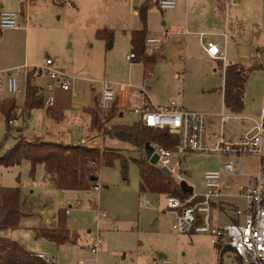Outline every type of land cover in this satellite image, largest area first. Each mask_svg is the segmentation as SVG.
<instances>
[{"label": "rangeland", "instance_id": "1", "mask_svg": "<svg viewBox=\"0 0 264 264\" xmlns=\"http://www.w3.org/2000/svg\"><path fill=\"white\" fill-rule=\"evenodd\" d=\"M221 1L225 11L218 10L219 15L222 19L227 16L228 24L224 20L218 22L215 0H190L193 7L188 25L175 30L169 29L168 32H165L169 28L168 21L163 25L168 13L160 12L155 6L149 9L147 29L154 32L161 30L152 35L162 38L163 49L157 53L160 61L151 70L152 76L149 77L147 86L153 103L163 104L182 95L178 99L179 105L186 110L212 116L213 131L217 134L226 132L227 137L237 140L253 126L251 119L259 117L263 103L264 0ZM61 2L63 3L60 5L52 0H0L1 11L19 14V30L4 31L0 35V69L25 62L44 63L48 57L54 61L55 66L63 69L58 70L76 78L73 88L77 94L73 97L71 93L57 90L61 94H58L59 98L55 96L56 93L53 95L54 108L61 110L63 107L67 111L61 110L63 118L60 121L48 120L50 117L44 106L32 111L28 118L19 119L16 126H11L13 129L5 139V123L0 114V156L14 144L16 128H22V135L28 140L38 138L41 130H47L59 134L53 138L60 144H73L81 137L90 136L93 139L87 142L88 146L116 149L127 160V172L124 178L121 161L115 160L110 166H99L98 191H61L52 174L46 172L43 165L36 167L33 176L30 175L26 160L11 168L1 167L0 189L18 188L31 208L29 214L21 219L18 228L5 231L3 235L33 254H42L54 264H77L80 259L85 264H156L155 255L162 256L158 264L164 260L170 264H217V257L208 238L200 234L179 235L173 231L176 215L166 210L164 195L139 191V171L135 160L145 159L144 150L136 151L128 143L104 137L102 132L98 131V134L96 130L89 131V120L81 108L94 104L93 98L100 87L99 84L92 85V80L114 84L143 83V66L139 63L130 64L125 60V56L132 52L129 32L135 26H141L138 16L131 14L133 8L129 5L130 0ZM226 3L229 10L226 9ZM141 4V0H135L134 8ZM101 29L113 32L111 49H107L104 41L95 37L96 31ZM199 34L206 35V40L213 36L217 38L219 34L221 40L227 39L225 49L229 63H239L247 69L254 63L262 64V67L245 77L242 113L230 114L221 107L217 92L212 91L222 84V72L217 62L203 54ZM176 41L180 43L179 46L174 44ZM219 66L225 68L226 64ZM174 73H178L183 80V91L179 94L178 80L173 78ZM5 76L6 74L1 76L2 79ZM24 78L23 73L18 76L22 89ZM35 80L40 83L43 79ZM22 95L15 96L17 107H20ZM58 104L62 107H57ZM72 104L78 107L72 108ZM221 113L232 117L222 127L218 122ZM105 115L97 113L98 126L102 131L112 126L138 122V117L130 113L118 115L110 122L105 121ZM184 156L181 170L185 182L195 192L203 193L204 172L219 171L222 157L198 152H189ZM262 157L264 160V137ZM176 158L173 155L172 159ZM240 160L241 175L232 181L235 191L240 185L250 184L252 176L258 170L257 157L244 155ZM143 194L148 199L146 208L140 206V196ZM233 203L241 209L244 207L241 199H234ZM59 210H68V229L77 236L74 244L57 246L35 234L36 229L49 228ZM101 214L107 217L103 218ZM222 220V223L227 222ZM98 232L102 236V245L93 257L88 245L90 238H94Z\"/></svg>", "mask_w": 264, "mask_h": 264}, {"label": "built area", "instance_id": "2", "mask_svg": "<svg viewBox=\"0 0 264 264\" xmlns=\"http://www.w3.org/2000/svg\"><path fill=\"white\" fill-rule=\"evenodd\" d=\"M156 7L162 12L173 10L180 0H154ZM19 14L11 11L0 12V33L16 30ZM200 45L206 55L215 61L226 64L225 50L221 43L204 44L203 34H199ZM162 45L160 36L150 35L145 39V46L159 49ZM128 63H139L144 66V61L134 52L125 57ZM26 73L32 71L34 78L47 81L45 90L48 93L45 100L46 107L54 104V93L57 90L71 93L73 97L77 94L72 89L76 78L65 74L53 66V61L47 58L40 66L24 65L21 68L11 69L0 73V92L5 88L12 96L21 95L24 92L18 82V71ZM25 73V76H26ZM6 74L2 79L1 75ZM144 80L141 85L131 83L114 84L107 81H90L99 84L97 95L98 113L107 114L114 112L117 115L124 113L134 114L138 122L146 128L164 130L176 138L172 150L163 148L157 144H150L152 152L145 160L152 167L161 170L178 184L185 182L182 176L181 164L185 161L184 154L189 152L212 153L222 157L221 169L208 170L203 174L204 192L198 194L192 188L191 193L185 194L182 199L177 196L166 197V210L176 215V221L172 229L179 235L200 234L209 238V243L218 258L226 252L233 255V264H264V161L262 157V139L264 137V96L261 112L258 118H252L253 128L240 140L230 142L224 138L225 133L218 135L208 133L207 115L201 112L188 111L177 106L176 100H171L167 107L156 106L150 97L147 86L151 70L145 71ZM20 109L16 110V114ZM232 117L221 113L219 122L221 127L227 124ZM19 119H12L9 125L16 126ZM252 133V135H250ZM176 155L175 160L172 159ZM250 155L259 159L258 170L252 176V182L246 186L240 185L233 190V178L241 175L240 157ZM94 169L92 175L96 178L91 189L98 191V168L94 163L90 164ZM97 170V171H96ZM228 182L225 191L222 188V179ZM241 198L244 208H235L236 221L223 225H215L214 204L219 203L222 198ZM140 205L146 208L148 200L145 194L140 196ZM68 214V212H66ZM103 218L107 216L101 214ZM102 245L100 232L90 238L89 250L94 257ZM37 258L44 260L42 255ZM77 264H85L83 259ZM161 264H170L162 261Z\"/></svg>", "mask_w": 264, "mask_h": 264}, {"label": "trees", "instance_id": "3", "mask_svg": "<svg viewBox=\"0 0 264 264\" xmlns=\"http://www.w3.org/2000/svg\"><path fill=\"white\" fill-rule=\"evenodd\" d=\"M57 2V0H52ZM156 7L154 0H144L136 8L137 16L141 22V28L130 33V47L139 58L144 61L145 71L150 69L157 60V56L149 55L145 47L147 37L146 19L150 8ZM1 12V4H0ZM1 35V33H0ZM95 37L104 41L107 49L113 46V32L106 29L97 30ZM264 66V65H263ZM262 67V64H253L250 68L235 63L227 64L225 68L219 66L223 77V86L218 91L223 96V108L230 114H240L244 108L245 77L248 73ZM32 71L25 76V95L22 106L16 105L15 99L0 102V114L5 123L4 139L13 129L9 125L12 119L28 118L32 111L42 109L45 106L42 89L34 84ZM217 91V89H212ZM20 113L16 114V110ZM48 116L54 121H60L62 114L52 108H47ZM90 115V128L102 132L103 135L120 142L130 144L136 151L144 150L147 143L157 144L163 148L172 150L176 138L164 130L143 127L139 122L130 125L112 126L108 130H101L98 126L97 98H94V107L88 110ZM118 115L109 112L105 115V121L110 122ZM14 144L0 156V168H11L20 164L22 160L29 163L30 175L33 176L36 167L43 165L46 172L51 173L56 179V185L61 191H87L90 190L96 178L92 175L94 169L90 167L94 163L97 168L100 165H112L115 160L121 161L122 173L127 172L126 158L113 149L89 148L82 145H64L52 142H28L22 135V128H16ZM101 130V131H100ZM264 161V160H263ZM139 171V191L143 193L158 194L164 196H177L182 199L185 194L180 190L179 184L147 163L144 158L135 160ZM30 204L21 196L18 188L0 189V234L8 230L18 228L23 217L30 212ZM38 238H44L57 246L74 244L76 234L70 232L67 227L66 210H59L54 223L49 228L35 230ZM0 264H50L27 251L16 241L0 235Z\"/></svg>", "mask_w": 264, "mask_h": 264}, {"label": "crops", "instance_id": "4", "mask_svg": "<svg viewBox=\"0 0 264 264\" xmlns=\"http://www.w3.org/2000/svg\"><path fill=\"white\" fill-rule=\"evenodd\" d=\"M142 1V3H143V0H141ZM217 0H215V9H216V13L219 15V11L218 10H222L223 12L225 11V9L223 8V6H224V3L221 1V0H218L217 2H216ZM237 0H235V2H236ZM57 2H58V4H62L63 2H61V0H57ZM134 2H135V0H130V3H129V5L131 6V8H133V9H131V14L134 16V17H137V11H136V8H134L135 6H134ZM227 4V3H226ZM193 7V2L191 3L190 2V0H180V1H178V3L176 4V7L173 9V10H170V11H167V12H163V13H168V15H167V20L165 21V22H163V25L165 26L166 24H167V21H168V25H169V28L168 29H166L165 30V32H168V30L170 29V30H172V29H177V28H180V27H182L183 25H185V26H187L188 25V22H189V17H190V12H191V8ZM226 9H228L229 10V6H228V4L226 5ZM159 10V9H158ZM160 11V10H159ZM12 12V11H11ZM160 12H162V11H160ZM223 20L224 21H227V24H228V17L227 16H225L223 19L221 18V16L219 15V23H221V22H223ZM142 26V25H141ZM141 26H135V28H133V30H131L130 32H129V41H130V33L132 32V31H134V30H139L140 28H141ZM19 29H16V30H10V31H18ZM163 30V29H162ZM161 31V30H160ZM160 31H149V29H147V36H150V35H152V33H159ZM173 33H176L175 31H173ZM206 35H203V37H202V41H203V43L206 45V44H208V43H212V44H215V43H221V44H223V46H224V50H225V57H226V65L227 64H229V62H227V55H226V53H227V50L225 49L226 47H225V45L227 44V39H226V41H223V40H221L220 38H221V35L219 34L218 36H217V38H216V36H213V38H209V39H207L206 40ZM198 38H199V36H198ZM199 42H200V39H199ZM176 46H179L180 45V43L178 42V41H176L175 43H174ZM129 45H130V42H129ZM131 48V47H130ZM163 49V46H161L158 50L157 49H153V48H147V53L149 54V55H155V56H157V53L158 52H160L161 50ZM203 54L205 55L206 53L203 51ZM127 56V55H126ZM125 56V57H126ZM160 56V55H159ZM159 56H157V60H156V62H155V64H153L152 66H151V68H150V70H152L153 69V67L160 61V59H159ZM208 57V56H207ZM48 58V57H47ZM46 58V59H47ZM209 58V57H208ZM45 59V60H46ZM50 59V58H49ZM210 59V58H209ZM52 60V59H51ZM126 60V59H125ZM212 60V59H211ZM53 61V60H52ZM212 61H215V60H212ZM215 62H217L218 64V68H219V65L220 64H222L221 62H219V61H215ZM43 64V62H39V63H36V62H25L24 64H22V65H14V66H8V67H6V68H2V69H0V73L1 72H5V71H8V70H11V69H16V68H21V67H23L24 65H30V66H40V65H42ZM230 64H232V63H230ZM239 64V63H238ZM8 65H13V64H8ZM264 65V64H263ZM53 66L54 67H56V69H61V70H63L60 66H55V64H54V61H53ZM144 68H145V66H143V75H144ZM21 73H23V75H25V71L24 70H19L18 71V75L17 76H19ZM3 75H5V74H2L1 76H3ZM222 76V75H221ZM3 78V77H2ZM173 78L174 79H176V80H178V87H177V92H178V94H179V92H182L183 91V88H182V84H183V80H181L180 78H179V75H178V73H174V75H173ZM35 79V78H34ZM39 81V80H38ZM76 81V80H75ZM74 81V82H75ZM34 82V84L36 85V86H38V87H40L41 89H42V94H43V96H44V101L47 99V96H48V93L46 92V90H45V85H46V83H47V81L45 80V79H43V80H40L39 82L40 83H37V81L35 80V81H33ZM74 82H73V84H72V89H73V91H75L74 90V88H73V85H74ZM148 83V82H147ZM222 84L219 86V87H217V88H214V89H217V94L219 95V97H220V100H221V107H223V96H222V94L218 91V89H220L222 86H223V77H222V82H221ZM22 84H23V89H24V92L22 93L23 95H22V97H21V101H20V107L22 106V104H23V101H24V95H25V78H24V80H23V82H22ZM93 85V84H92ZM149 88V87H148ZM94 90H95V88L93 87L92 88V92H94ZM149 91H150V88H149ZM56 93V94H55ZM54 94H55V96H58L57 98H59V96L60 95H58V94H61V93H57V92H55ZM98 93H99V89H98V91H97V94L94 96V98H96L97 97V95H98ZM182 97V95L179 97V98H176V99H174V100H176V102H177V106L179 107V108H182V109H184V107L183 106H181V105H179L178 104V99H180ZM93 98V99H94ZM8 99H15V101L17 100L16 99V97L15 96H12V95H10V94H8L7 93V91L5 90V88L0 92V102L1 101H3V100H8ZM173 100V99H172ZM54 102H55V100H54ZM169 103H170V101H166V102H164L163 104H160L159 102L158 103H154L156 106H158V107H167L168 105H169ZM16 105H17V103H16ZM54 105L55 104H53V106L52 107H50V108H52V109H54L55 111H58V112H60L61 114H62V112H61V110L62 111H66L62 106H60L59 104L57 105V107H62L61 108V110L60 109H55L54 108ZM94 105V104H93ZM93 105L91 106V107H88V108H86V107H81L82 108V111H83V113L85 114V115H87V118H88V120H89V125H90V115H89V113H88V110H90L92 107H93ZM19 107V108H20ZM73 107H78V106H74V104H72V108ZM47 108H49V107H46V109ZM71 108V109H72ZM184 110H186V109H184ZM188 111H190V110H188ZM67 112V111H66ZM30 116H31V114H30ZM62 118H63V114H62ZM48 120H52L51 118H49ZM213 119H212V116H210V115H207V130H208V133H214V134H216V135H218L215 131H213L212 129H211V127L213 126ZM218 122H219V120H218ZM49 123V121H47V124ZM229 123V122H228ZM219 124H220V122H219ZM58 126V125H57ZM253 126H254V123H253ZM253 126L248 130V131H246V133L243 135V136H241V137H239L237 140H234L233 139V137H227V135H226V132H224L225 133V135H224V138L226 139V140H228V141H230V142H236V141H238V140H240L241 138H243L252 128H253ZM89 127V126H88ZM210 127V128H209ZM91 130H95V129H91V128H89V131H91ZM97 131V130H96ZM54 132H55V130H54ZM97 133L98 134H100L98 131H97ZM40 136L38 137V138H33L32 140H28L25 136H24V138L28 141V142H36V141H39V142H52V143H58V144H60L59 142H57L58 140H56V139H54L53 138V136L54 135H59L58 133H56V134H54L53 132H48L47 130H41L40 131ZM220 134V133H219ZM103 135V134H102ZM104 137H108V136H105V135H103ZM109 138V137H108ZM92 139H93V137H90V136H85V137H81L80 138V142L78 141V142H75V143H73V144H68V145H82V146H86V147H89V148H92V146H88L87 145V142L88 141H92ZM111 139V138H110ZM61 144H63V143H61ZM104 148H106V147H104ZM104 148H97V149H104ZM9 149V148H8ZM7 149V150H8ZM108 149V148H107ZM113 150H116V149H113ZM118 150V149H117ZM241 170V169H240ZM52 176V178L55 180V183H56V179H55V177L53 176V175H51ZM123 177L125 178V174H123ZM223 179H226V181H224L223 182ZM222 179V188H223V191H225V186L227 185V182H228V180H227V178H223ZM192 187V186H191ZM193 188V187H192ZM194 189V188H193ZM195 191V190H194ZM197 193V192H196ZM198 194H201V193H198ZM165 198H166V196H165ZM234 199H241V198H226V197H224V198H222L221 199V201H219V203H216V204H214V211H213V213H214V219H213V222H214V224L215 225H223V224H226V223H229V222H234V221H236L237 219H236V215H235V208H239L238 206H236L234 203H233V200ZM148 200V199H147ZM242 200V199H241ZM243 201V200H242ZM243 203H244V201H243ZM141 206V205H140ZM232 206V207H231ZM245 206V205H244ZM244 208V207H243ZM66 212H68V210H66ZM67 214V213H66ZM222 219H225L227 222L226 223H222ZM67 227H68V225H67ZM115 230V229H114ZM0 235H3V233L2 234H0ZM194 234H192V236H193ZM4 236V235H3ZM202 237H205V238H208L207 236H205V235H201ZM209 239V238H208ZM209 241V240H208ZM76 243V242H75ZM89 245H90V242H89ZM89 245H88V247H89ZM215 253V252H214ZM35 255H42V254H35ZM215 255H216V257H217V264H233V255L228 251V252H226L224 255H222L220 258H218V256H217V254L215 253ZM43 256V255H42ZM44 257V256H43ZM155 259H154V262H156V264H158L157 262L160 260V259H162V256L161 255H155V257H154ZM44 260L45 261H47V263H49V262H51L50 264H54L51 260H47V259H45L44 258Z\"/></svg>", "mask_w": 264, "mask_h": 264}, {"label": "water", "instance_id": "5", "mask_svg": "<svg viewBox=\"0 0 264 264\" xmlns=\"http://www.w3.org/2000/svg\"><path fill=\"white\" fill-rule=\"evenodd\" d=\"M152 152V148L150 147V144L147 143L144 147V153H145V157L148 159L151 155ZM179 188L182 192L184 193H191L192 192V187L189 186L186 182H181L179 184Z\"/></svg>", "mask_w": 264, "mask_h": 264}]
</instances>
